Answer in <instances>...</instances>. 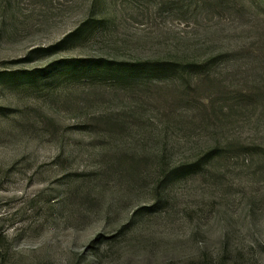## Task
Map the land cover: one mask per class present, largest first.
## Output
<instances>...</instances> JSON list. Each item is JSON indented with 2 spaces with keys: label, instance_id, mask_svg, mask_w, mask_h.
Listing matches in <instances>:
<instances>
[{
  "label": "rangeland",
  "instance_id": "obj_1",
  "mask_svg": "<svg viewBox=\"0 0 264 264\" xmlns=\"http://www.w3.org/2000/svg\"><path fill=\"white\" fill-rule=\"evenodd\" d=\"M0 264H264V0H0Z\"/></svg>",
  "mask_w": 264,
  "mask_h": 264
},
{
  "label": "trees",
  "instance_id": "obj_2",
  "mask_svg": "<svg viewBox=\"0 0 264 264\" xmlns=\"http://www.w3.org/2000/svg\"><path fill=\"white\" fill-rule=\"evenodd\" d=\"M72 35H70V36L66 37L65 39H63L58 46H60L62 44H65ZM56 47H53L50 50H54V49H56ZM47 51H48V49H47ZM147 63H150V62H147ZM152 65H155V66L151 67ZM156 65L157 64L152 63V64H150V66H145L144 70H143L144 71L143 73L146 74L148 77H152V78H156V77L157 78L158 77L159 78H164V77H167L169 69L164 68L163 63H161L160 65L158 64L157 66ZM192 66L195 67V68L196 67H200L199 65H196V64H193ZM140 67H142V66H138V64H134V65H130L129 68L126 69L124 64L120 63V64L115 66V68H116L115 73H123L124 75H126L128 77L130 75V73L132 75L134 73V71L138 70ZM177 69H179V67L176 68V71L178 72ZM181 69H183V68H181ZM182 71H185V69H183ZM139 73L140 72H138L137 74H139ZM116 79L118 80L119 78H116Z\"/></svg>",
  "mask_w": 264,
  "mask_h": 264
}]
</instances>
